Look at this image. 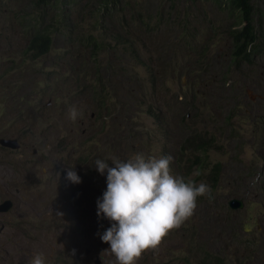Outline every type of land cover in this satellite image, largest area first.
Listing matches in <instances>:
<instances>
[{
  "label": "rangeland",
  "instance_id": "1",
  "mask_svg": "<svg viewBox=\"0 0 264 264\" xmlns=\"http://www.w3.org/2000/svg\"><path fill=\"white\" fill-rule=\"evenodd\" d=\"M124 1L115 0L112 10ZM129 3V10L115 16L142 35L135 43L141 57L128 52L118 59L121 46L106 36L109 45L99 60L93 59L91 48H82L78 38L89 32L98 36L111 22L101 19L95 24L78 6L63 16L64 28L54 35L50 51L34 61L25 53L20 34L2 28L13 21L11 13L32 10L29 1L0 0V72L8 69L0 80V133L9 130L21 136L16 138L18 149L0 144V204L12 201L8 210L0 211V264H31L36 253L44 255L45 264H62V257L69 255L73 259L63 264H96L97 257L99 264H117L100 239L106 223L114 222L103 213L95 216L97 200L107 189V171L99 173L94 161L137 153L171 157L173 176L205 183L211 194L198 197L192 216L136 264H255L264 257V243L259 242L264 235V53L251 63L231 64L226 17L205 2ZM149 15L155 18L141 33L134 32L137 19ZM150 24L156 25L152 35ZM10 39L24 46L23 57L9 47ZM150 62L153 72H161L154 84L146 68ZM7 77L13 88L4 82ZM119 80H124V88ZM100 90L107 103L98 107L93 96ZM193 93L197 116L189 105ZM149 104L161 122L147 116ZM72 108L78 113L75 120L68 115ZM176 122L189 129H177ZM190 131L207 141L202 160L212 163L202 171L187 149L175 168V151ZM82 141L87 143L79 145ZM78 152L92 153L79 158ZM106 162L114 167L111 160ZM215 163L217 180L209 181ZM69 167L80 183L65 179ZM197 171L200 174L194 175ZM249 186L262 187L261 193H246ZM232 198L240 199L243 207L228 209Z\"/></svg>",
  "mask_w": 264,
  "mask_h": 264
},
{
  "label": "trees",
  "instance_id": "2",
  "mask_svg": "<svg viewBox=\"0 0 264 264\" xmlns=\"http://www.w3.org/2000/svg\"><path fill=\"white\" fill-rule=\"evenodd\" d=\"M28 1L29 6L31 5L32 10H28L27 7V9L21 8L20 12L11 13V19H13V21L11 23L3 24L2 28L6 27L7 29H12L13 31H15L14 34H20V40L23 42L25 40V53L28 54V58L34 61L41 58L50 51L54 35L61 32L64 28V26H62L63 16L66 15L68 12L76 11V7L78 6L83 13H86L89 16L90 19L95 18V24L100 23L101 19H108L111 22V26L107 28H102V31L99 32L98 36L93 35L92 32H89L87 36L78 38V44L82 48H91V56H93V59L99 60L100 52L109 45V43L106 44L107 37L115 41L117 45L121 46V53L116 54V57L118 59L121 57L122 54H124V56L126 54L128 55V52L135 58L137 57V53L140 55V57L142 56V53L138 50L135 44L136 40H139L142 35H135L130 29H127L125 25V18L115 16V13L117 12L127 11L130 9L131 5L129 3V0H125L121 5H119V7L116 9V12L112 10V8L116 4L115 0H85L82 4H80V2H77V0ZM191 1H201L205 2L206 4H210L214 9H216V11L221 15V17H226V32L229 38L228 57L230 59L231 64H238L240 62L251 63L254 60L253 58L257 57L261 53H264V0ZM169 8H173V4H171ZM154 18L155 17L151 15H149L147 20H143L142 17H139L137 19V24H134L132 30L134 32L141 33L142 28H146L148 25L146 22L151 21ZM158 19H160V17ZM186 19L187 18L182 19V27L185 30L187 29V24H185ZM155 26L156 25L151 26L150 24L151 35L153 34L152 32ZM79 27L80 25H78L76 29H78ZM94 28L96 29V27ZM210 28L213 29V27L211 26ZM77 31L81 32L82 30L78 29ZM133 34L135 38L132 37ZM20 45V43H17L15 40L10 39L9 47L13 48L14 52H19L23 57L24 46ZM202 53L203 48L201 54ZM140 57L138 56V58ZM151 59L152 58H149L148 60L144 61L139 60V62L142 66H144ZM151 63L153 62H150V65L146 66V68H148L149 71L150 81L152 82V84H154L157 80L158 75L161 72H153L152 70L154 69V66L151 65ZM0 64H2V62H0ZM107 66L109 69H112L111 65L108 64ZM98 68L100 72L101 67L98 66ZM95 70L97 71L96 67ZM6 74H8V69H5L0 72V80H3ZM123 81L124 80H119V85L121 88H124ZM4 82L12 88L15 85L10 77L5 78ZM1 85H3V82H1ZM138 86L141 85L138 83ZM91 91H96V88L92 87ZM100 93L101 94H96L93 96L98 101V107L107 103L106 95H103L101 90ZM195 99L196 96L193 93L189 99V105L190 109L194 111V116H197L199 108L198 106L194 105ZM152 108V105L149 104L146 109L147 116L156 118L157 123L161 122L160 114L153 111ZM158 125L161 126L163 125V123H160ZM176 126L177 129H189V127L184 124H182L180 127L177 122ZM14 135L15 133L9 132V130H3L2 133H0V137H21H16ZM85 142L86 141H82L81 143H79V145H84L87 143ZM186 149L194 153L193 163L199 167L200 171H202L204 168L208 167L212 163L210 160H207V162L205 163L202 160V154L207 149V141L202 137H198L195 133L190 131V133L182 140V143L179 144L175 151V168H177L179 162L182 161L181 157ZM91 153L92 152L88 153L86 156L90 155ZM83 155H85V153L78 152L79 158H86V156ZM181 168L182 167H180L179 171L181 170ZM218 171L219 164L215 163L211 168L210 175L208 177L209 181L217 180ZM227 208L229 209V207ZM95 216L98 217L97 213H95ZM111 224L112 223H106L107 228L110 227ZM97 231H101V229L98 228ZM204 254H208V252H204ZM67 259L70 260L73 259V257H71V255H69V258H67V256L64 258L62 257L61 263L63 264V262H65Z\"/></svg>",
  "mask_w": 264,
  "mask_h": 264
},
{
  "label": "clouds",
  "instance_id": "3",
  "mask_svg": "<svg viewBox=\"0 0 264 264\" xmlns=\"http://www.w3.org/2000/svg\"><path fill=\"white\" fill-rule=\"evenodd\" d=\"M68 115L75 120L77 110L70 109ZM171 159L146 158L140 153L126 159H95L97 171H107V189L102 200H97V216L103 213L114 222L100 239L109 245L117 264H136L144 252L156 249L170 231L192 216L198 197L211 194L205 183L173 176L169 168ZM107 160L114 167H109ZM65 179L80 183L72 167L67 169ZM189 263L200 264L190 260ZM31 264H45L44 255L36 253Z\"/></svg>",
  "mask_w": 264,
  "mask_h": 264
},
{
  "label": "water",
  "instance_id": "4",
  "mask_svg": "<svg viewBox=\"0 0 264 264\" xmlns=\"http://www.w3.org/2000/svg\"><path fill=\"white\" fill-rule=\"evenodd\" d=\"M0 144L8 147V148H12V149H18L19 148V143L18 140L16 138H4V137H0ZM33 152H36V150L34 149ZM12 205V201L7 199L5 200L2 204H0V211L2 210H8ZM242 201L238 198H232L228 201V206L232 209L234 208H239L241 207ZM89 249H86L85 252L88 254L89 253ZM95 263L99 264L100 263V259L97 257L95 259Z\"/></svg>",
  "mask_w": 264,
  "mask_h": 264
},
{
  "label": "flooded vegetation",
  "instance_id": "5",
  "mask_svg": "<svg viewBox=\"0 0 264 264\" xmlns=\"http://www.w3.org/2000/svg\"><path fill=\"white\" fill-rule=\"evenodd\" d=\"M257 112V111H256ZM254 121H255V123L257 124V125H259V123L257 122V121H261V120H259V119H257V113H255V116H254ZM261 123H262V121H261ZM253 136V138H255V134L254 135H252ZM19 148H20V143H19ZM34 150V149H33ZM36 150V149H35ZM131 155H133V154H131ZM264 155V154H263ZM263 182H264V179H261V185H263ZM261 189H262V187H255V186H249L248 188H246V193L247 192H250V191H252V192H255V191H258V192H260L261 193ZM243 207V205L241 206V207H239V208H242ZM230 208V207H229ZM231 209V208H230ZM262 237L259 239V242L260 243H264V235L262 234L261 235ZM253 240H254V238H253ZM255 241V240H254ZM263 256H260L259 258V260L258 261H256V263L255 264H262V263H264V257L262 258ZM184 261V260H183ZM184 264H187V263H185L184 262Z\"/></svg>",
  "mask_w": 264,
  "mask_h": 264
}]
</instances>
